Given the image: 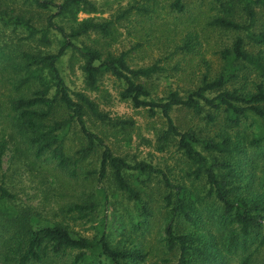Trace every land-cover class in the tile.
I'll return each mask as SVG.
<instances>
[{"label":"trees","instance_id":"16d2710c","mask_svg":"<svg viewBox=\"0 0 264 264\" xmlns=\"http://www.w3.org/2000/svg\"><path fill=\"white\" fill-rule=\"evenodd\" d=\"M24 1L44 12L43 25L1 7L0 23L12 32L21 28L25 40L45 46L55 35L57 50H20V64L13 66L21 77L20 83L11 82L18 96H10L3 108L13 132L0 135V264H144L150 255L147 246L124 234L111 239L102 229L108 223L106 216L92 237L74 231L68 222L92 221L98 208L108 205V190L133 203L132 232L142 230L143 235L153 222L160 224L165 251L153 264H232L233 258L250 264L264 248V27L254 30L264 0H211L218 11L211 24L234 33L230 47L221 52L224 67L213 79L204 75L187 94L172 90L165 97L151 89L154 79L165 75L161 61L131 67L128 51L104 52L83 41L91 33L111 38L121 23L136 16L149 20L156 14L157 0H134L101 20L77 18L79 12L99 10L92 0ZM170 7L177 12L186 9L184 0H173ZM182 43L178 51L192 52L200 45L199 35L189 33ZM247 46L258 49L249 51ZM68 54L78 56L85 89L98 90L102 78L109 75L119 82L122 100L163 118L157 148L171 147L179 154V174L176 167L131 162L106 144V137L99 135L102 130L124 132L132 120L111 116L86 92L66 84L58 63ZM247 73L256 75L250 88L245 81L242 87L229 88L238 74L246 80ZM181 108L202 124L180 129L172 112ZM74 127L81 144L72 149L66 146V136ZM8 137L18 141L13 164L19 152L27 171L38 165L59 176L68 174L69 183L75 181L80 191L75 200L60 207L61 220L39 224L21 203L13 178L2 169ZM85 183H100L97 193L83 191Z\"/></svg>","mask_w":264,"mask_h":264},{"label":"rangeland","instance_id":"374dc122","mask_svg":"<svg viewBox=\"0 0 264 264\" xmlns=\"http://www.w3.org/2000/svg\"><path fill=\"white\" fill-rule=\"evenodd\" d=\"M92 1L98 5L99 10L95 13L79 12L78 20L109 18L119 7H125L129 3L135 2L134 0ZM172 1L157 0L156 14L158 18H156V14L149 20L136 16L130 23H121L118 32L111 38H100L98 34L91 33L83 41L104 52L110 51L119 54L121 51H128L131 67L150 66L155 61H161L163 63L161 65L165 67L166 71L165 75L154 79L151 88L154 95L165 97L172 90L178 91L180 95H185L201 84L204 75L213 79L221 72L224 67L221 52L230 47L234 33L211 24L213 17L218 14L211 0H184L186 5L184 12L172 10L170 7ZM0 7L14 9L15 13L31 18L36 26H41L45 22L44 12L24 0H0ZM259 27H264V10L259 11L254 30L258 31ZM189 33L199 35L200 45L196 50L183 54L178 49ZM26 35V32L21 28L12 32L11 27H4L0 23V135L13 132L11 120L6 115L8 111L3 108L6 107V104L8 105L10 96H18L19 91L15 90L11 82L20 83L18 78L21 77V73L13 68L15 64H20L18 57L20 50H42L44 52H56L57 50L55 35L50 36L51 44L49 46L41 45L35 40H25ZM198 49L199 51H197ZM247 49L253 51L258 48L256 46L252 49L247 46ZM3 55L6 56V61ZM77 58V55L70 56L68 54L58 63L66 84L72 90L86 92L98 102L100 109L108 112L111 116L129 119L133 123L124 132L117 131L115 133L114 130H102V134H100L98 129L92 127L93 131L106 137L104 138L106 144L116 154L126 157L131 162L146 160L163 168L176 167L175 173L179 174L180 169L178 170L176 163V157L179 154H175L171 147L165 151H159L157 148V135L165 127L163 118L159 115L151 116L146 109L135 108L130 101L122 100L119 96L121 91L119 82L109 75L102 78L98 90L91 92L85 89ZM247 76L246 80H242V75L238 74V78L228 85L229 88L242 87V81L249 84L250 88L252 82L256 80V75L247 73ZM9 79L10 83H8ZM28 88L33 89L34 86L28 85ZM28 88L25 90L29 91ZM172 117L182 130L190 125L195 126L196 123L202 124L200 119L184 108L175 109L172 112ZM244 127L245 124L242 128ZM10 138L8 137L9 144L3 156L2 169L7 170L6 175L13 178L12 184L15 186L21 203L30 209L35 217V222L39 224L46 225L51 221L61 220L60 207L75 200L80 189L74 184L75 181L69 183L68 174L59 176L55 170L43 171L38 165L33 166V172L27 171V163L24 165L25 157L19 152L17 153L18 160H16V164H13L15 157L11 159V156L15 154L18 141L10 140ZM16 139L20 141V137ZM80 144L81 136L77 128L74 127L67 133L66 146L75 149ZM88 168L90 166H87ZM49 173L56 174L55 178L58 180L48 177ZM99 184L85 183L82 189L85 192L94 191L96 194ZM106 184L108 183L106 182L104 185ZM108 194V205H101L92 221H68L70 226L81 235L92 237L99 232L100 220L106 216L108 223L104 224L102 229L111 239L115 241L123 234L127 235L131 242L143 247L147 246L150 255L144 264L158 263L165 251L160 243L161 234L158 231L160 224L153 222L143 235L141 234L142 230H133L132 232L131 224L136 221L133 203L120 193L112 195L108 190ZM232 264L241 263L233 258ZM250 264H264V248L253 257Z\"/></svg>","mask_w":264,"mask_h":264}]
</instances>
